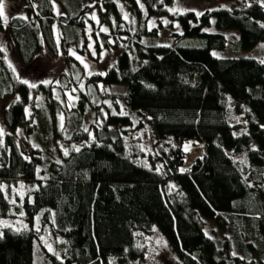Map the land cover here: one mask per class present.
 I'll list each match as a JSON object with an SVG mask.
<instances>
[{"label":"trees","instance_id":"trees-1","mask_svg":"<svg viewBox=\"0 0 264 264\" xmlns=\"http://www.w3.org/2000/svg\"><path fill=\"white\" fill-rule=\"evenodd\" d=\"M24 1L29 12L34 11L32 1L37 2V20L29 24L12 18L6 31L22 67H28L44 48L54 54L58 49L52 0ZM78 1L79 6H69L67 15L60 17L62 25L67 24L61 49L68 61L69 48L79 45L86 28L89 9ZM89 1L103 4L99 23L107 24L111 33H98L104 45L110 47L111 35L114 45L122 42L121 35L128 40L111 70L92 73L85 81L88 89L99 83L115 86L108 93L114 111L108 109L102 123H97L100 110L90 111L91 93L83 89L79 106L73 109L78 124L68 128L58 124V112L66 109L57 107V96L64 97L63 88L83 79L77 64L63 73L61 87L40 83L32 88L0 52V102L13 97L0 109V219L8 218L12 210L4 181L39 183L34 200L24 202L32 227H6L0 233V264H33L35 236L47 229L62 236L67 264H114L113 255L121 264H131L144 256L138 230L154 224L171 241L180 264H254L251 253L264 250V63L253 57H216L212 50L225 48L227 38L204 28L214 17L218 29L240 32L234 51L249 52L264 41V5L252 1L197 15L170 14L172 0H122L136 16V22H128L116 0ZM152 15H170L178 21L183 34L174 37L200 38L207 45L157 44L158 28L148 29ZM82 46L84 53L86 42ZM119 85H126V90L116 88ZM43 92L52 104L53 155L33 145L26 153L15 133L20 127L27 134L37 130L41 108L33 99ZM231 103L242 119L247 117L248 128L244 120H231ZM28 105L33 108L30 115ZM145 125L154 138L150 167L137 161L127 143L128 136ZM188 140L201 141L206 151L183 173V144ZM60 142L70 148L67 155ZM243 152L247 161L241 165L233 154Z\"/></svg>","mask_w":264,"mask_h":264},{"label":"rangeland","instance_id":"rangeland-1","mask_svg":"<svg viewBox=\"0 0 264 264\" xmlns=\"http://www.w3.org/2000/svg\"><path fill=\"white\" fill-rule=\"evenodd\" d=\"M119 4L123 18L128 21H135L136 16H133L131 12L124 5L122 0H116ZM252 1H258L264 5V0H172V3L167 7L170 14L183 13L187 11H195L203 13L205 11L213 10L220 7H242L244 4H248ZM55 20L53 21L52 31L54 39L56 41V47L58 49L57 54L51 49L44 48V50L37 54L35 59L28 65V67H22L14 46V40L10 38L6 28L10 26V20L15 17H19L29 24H32L37 20L38 10L36 11L37 2L32 1L34 8L33 12L28 11L27 3L24 0H4L0 4L2 5V23L3 28H0V52L8 64V66L14 71V73L23 80L28 81L29 84L48 86L50 83H54L55 88L61 87V77L63 73L70 70V65L75 63L79 69L84 71L83 79L79 80V85L72 86L71 88H63L64 97L59 98L57 107L61 109L65 108L66 111L61 110L58 112V124L62 128H68L78 124L74 108H78L80 96L84 89L91 93L92 103L90 105V111L98 109L100 113L97 114V123H102L103 116L106 117L108 109L114 111V105L112 100L108 97V93L115 89L113 85H103L99 83L98 87H90L89 89L85 85L87 77L92 73H99L105 69L111 70L118 61L119 55L122 51L127 48L126 42L128 43L127 35H121L118 39L122 42L119 45H114L116 42L113 35L108 39L110 47H106L101 38L98 37L99 32L110 33V28L107 24H100V11L104 10L103 4L100 2L95 5V2L89 0H83L82 6H85L88 10L85 19L86 28L83 31L82 40L77 44L72 45L67 55L70 56L71 60H67L66 54L61 49V36L63 35L64 23H61V16H66L70 7L79 6L78 0H52ZM70 6V7H69ZM72 11V10H71ZM146 14V13H145ZM5 17L6 22H5ZM167 21V23H165ZM138 22V21H137ZM126 28V24L122 23L120 29L123 31ZM158 28V36L154 41L162 46H171L175 41L180 46L186 47H204L207 45L206 40L200 38L190 37H174L173 34H183V29L178 21L171 18L170 15H152L148 20V29L152 30ZM103 29H107L104 31ZM134 31V30H133ZM204 31L211 33H222L227 38V46L223 49L212 50V53L216 57L227 58V57H253L259 61H264V41H261L251 51H234L233 47L235 42L240 38V32L236 29H218L215 24V18H212V23L209 27L204 28ZM115 39V40H114ZM86 42V49L84 53H81L80 49L83 47L82 44ZM98 45H101L102 49L99 50ZM75 52V55L72 53ZM77 57L82 58L77 59ZM83 61V62H82ZM264 63V62H263ZM87 65V67H85ZM77 68V67H72ZM75 77L77 73H74ZM44 81H50V83H44ZM118 89L126 90V85L116 86ZM116 90V89H115ZM57 93V92H56ZM57 95V94H56ZM13 97L9 98L6 102H0V109L6 106ZM37 99V100H36ZM35 106L41 108L38 112L37 118L35 119L38 125L37 130L32 133H26L25 128L20 127L16 130L17 138L19 139L20 146H22L26 153L29 151V146L39 147L49 154L53 155V128L51 120V109L52 104L47 101L45 92L39 94L35 100ZM229 114L233 122H239L244 120L245 127L248 128L249 121L247 117L242 119V113H239L233 103L230 104ZM69 111V112H67ZM90 111L85 115V121L90 122ZM33 112L31 105L27 106V113L30 115ZM62 117V119H61ZM86 124V123H84ZM9 131V129H5ZM4 134V133H3ZM91 139H93L94 133L90 132ZM132 140H131V139ZM127 143L131 148L132 154H135V158L140 164L148 165L150 167L151 161L149 160L150 155L154 152V138L150 127L145 125L139 130L131 133L127 138ZM60 150L65 153L70 148L60 142ZM79 147V146H77ZM183 148L186 152L185 162L180 167V171L185 173L188 172L193 163L205 154L206 148L204 143L199 140H188L183 144ZM1 151V150H0ZM233 154V153H232ZM233 157L236 161L244 165L247 161V152H243ZM1 161V160H0ZM150 162V163H149ZM2 188L5 196L11 203L12 210L8 218L0 219V233L6 227H12L14 229H25L31 228L32 224L26 219V211L24 208V202L27 198L34 200L35 193L39 188V183H29L25 181H18L15 183H8L4 181ZM36 226L34 228L39 232ZM210 225H212L210 223ZM210 231V228H208ZM138 246L142 249L144 256L138 260H134L131 264H180L181 259L178 252L173 247L171 241L164 235L160 227L157 224L152 225L148 230L140 229L137 232ZM62 244V236H53L49 230L38 233L34 239V257L33 264H67L66 257L63 252V248L60 247ZM51 249V250H50ZM54 258H51V257ZM254 259V264H264V250L256 249L251 253ZM111 261L114 264H121L117 260V256L113 255Z\"/></svg>","mask_w":264,"mask_h":264},{"label":"snow or ice","instance_id":"snow-or-ice-1","mask_svg":"<svg viewBox=\"0 0 264 264\" xmlns=\"http://www.w3.org/2000/svg\"><path fill=\"white\" fill-rule=\"evenodd\" d=\"M0 13H2V5H0ZM197 15H202V13H197ZM6 17H5V22H6ZM165 23H167V21H165ZM104 31H107V29H103ZM73 55H75V52H73L72 53ZM77 59H81L82 60V58H80V57H77ZM83 62V61H82ZM262 62H264V61H262ZM85 67H87V65H85ZM77 79H79V77L77 78ZM23 83H25V84H27L28 83V81H23ZM44 83H50V81H44ZM30 87H32V88H35V87H37V85L36 84H31L30 85ZM57 99H59V96H57ZM61 119H62V117H61ZM79 149H77V151H78ZM65 155H67V151H65ZM181 171H183V170H181ZM51 250V249H50Z\"/></svg>","mask_w":264,"mask_h":264}]
</instances>
